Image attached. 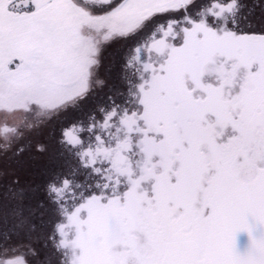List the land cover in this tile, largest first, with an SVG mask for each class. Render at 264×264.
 Listing matches in <instances>:
<instances>
[{
    "label": "snow or ice",
    "instance_id": "1",
    "mask_svg": "<svg viewBox=\"0 0 264 264\" xmlns=\"http://www.w3.org/2000/svg\"><path fill=\"white\" fill-rule=\"evenodd\" d=\"M0 264H264V0H0Z\"/></svg>",
    "mask_w": 264,
    "mask_h": 264
},
{
    "label": "rangeland",
    "instance_id": "2",
    "mask_svg": "<svg viewBox=\"0 0 264 264\" xmlns=\"http://www.w3.org/2000/svg\"><path fill=\"white\" fill-rule=\"evenodd\" d=\"M111 48L105 50L103 53L104 60L103 64L107 66L111 61L110 58L113 57L112 53H110ZM48 135V130L45 129L41 135L40 139H45ZM47 158L43 156H39L37 154H25V156L21 159L19 164H13L12 166L14 168H17V170L26 176V178L31 179L32 176L34 177L35 170L41 172L43 168L46 167ZM40 174L39 172L35 175L38 176Z\"/></svg>",
    "mask_w": 264,
    "mask_h": 264
},
{
    "label": "flooded vegetation",
    "instance_id": "3",
    "mask_svg": "<svg viewBox=\"0 0 264 264\" xmlns=\"http://www.w3.org/2000/svg\"><path fill=\"white\" fill-rule=\"evenodd\" d=\"M110 48H111L110 53H112V56H113V57L110 58V61H111L110 63H112L114 60H119V57L121 55V52L117 50L119 48L118 45L113 46V47H110ZM47 164H48V161L46 163V166H47ZM32 179H34L37 182H39V180H40V174H38V176H35V175H34V177L32 176Z\"/></svg>",
    "mask_w": 264,
    "mask_h": 264
},
{
    "label": "trees",
    "instance_id": "4",
    "mask_svg": "<svg viewBox=\"0 0 264 264\" xmlns=\"http://www.w3.org/2000/svg\"><path fill=\"white\" fill-rule=\"evenodd\" d=\"M43 169H44V168H43ZM41 171H42V170H41ZM38 172L40 173V170H39V171H36V170H35V173H34L33 175H36ZM31 179H32V178H31Z\"/></svg>",
    "mask_w": 264,
    "mask_h": 264
}]
</instances>
